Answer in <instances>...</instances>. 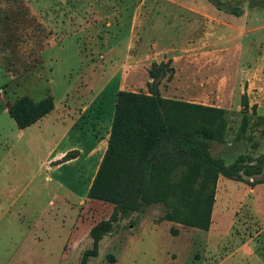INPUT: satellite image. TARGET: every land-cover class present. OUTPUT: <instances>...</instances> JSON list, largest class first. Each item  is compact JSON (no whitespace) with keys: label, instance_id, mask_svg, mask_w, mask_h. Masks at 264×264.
I'll use <instances>...</instances> for the list:
<instances>
[{"label":"rangeland","instance_id":"rangeland-1","mask_svg":"<svg viewBox=\"0 0 264 264\" xmlns=\"http://www.w3.org/2000/svg\"><path fill=\"white\" fill-rule=\"evenodd\" d=\"M213 2L0 0V264H81L93 248L90 229L114 212L110 203L88 200V192L106 152L117 93L149 95L153 64L167 70L157 86L161 97L228 113L225 142L211 144L214 156L228 165L264 157V0ZM48 95L59 115L65 104L72 107L77 139L64 138L50 120L42 127L45 146L35 141L38 127L22 136L8 107ZM55 142L76 144L69 154L77 159L48 172L41 160ZM93 144L95 160L87 158ZM259 185L264 170L242 181L220 177L209 231L163 221L169 211L163 204L120 214L89 264H264ZM77 213L69 235L62 220ZM42 217L47 233L38 226Z\"/></svg>","mask_w":264,"mask_h":264},{"label":"trees","instance_id":"trees-1","mask_svg":"<svg viewBox=\"0 0 264 264\" xmlns=\"http://www.w3.org/2000/svg\"><path fill=\"white\" fill-rule=\"evenodd\" d=\"M214 4L224 10L221 3ZM153 67L149 76L156 84L149 86V95L117 93L108 147L88 192V200L110 203L114 212L111 219L90 229L93 248L84 253L81 264L98 257L102 240L120 214L139 213L147 206L165 205L169 211L163 221L209 231L220 177L242 181L244 176L263 173L264 157L254 165L241 160L228 165L222 157L214 156L211 144L225 142L228 113L218 107L161 97L157 86L167 75L166 66ZM54 109L52 95L40 102L21 97L8 107L21 130ZM82 219L84 223L85 217Z\"/></svg>","mask_w":264,"mask_h":264},{"label":"crops","instance_id":"crops-1","mask_svg":"<svg viewBox=\"0 0 264 264\" xmlns=\"http://www.w3.org/2000/svg\"><path fill=\"white\" fill-rule=\"evenodd\" d=\"M44 54V53H43ZM63 111H62V113L64 114V115H59V110H57V108H55L54 109V111L53 112H55L56 114H55V118H54V120L52 121V119L53 118H48V117H50V114H49V116H46L45 118H43L42 120H40L38 123H36L35 125H33V126H31V127H29V128H27V129H24V130H21L22 132L21 133H23L22 134V136H25V137H29L30 135H26V131H28V130H32V129H34V128H36V127H38V133H34V138H35V141L37 142V146H42V145H44L45 146V142L44 143H42L44 140H45V138H47V136L45 135H43L42 134V127H44L46 124H43L44 122L45 123H47V121H49L50 120V122H51V126L53 125L54 127H56L57 125H60L61 126V130H60V132H63V133H65L64 134V138H66V137H68V136H70V137H73V139H77L78 138V136H79V132H78V129H75L74 127L77 125V117L76 116H73V111H72V107L71 106H67V104H65V106L63 107V109H62ZM83 110H84V112L87 110V107H83ZM52 112V113H53ZM51 113V114H52ZM65 113H67L68 115H67V117H65ZM115 113V112H114ZM57 114L59 115V116H57ZM69 116V117H68ZM114 116V115H113ZM48 125V124H47ZM52 133V132H51ZM50 133V134H51ZM54 135V134H53ZM55 141V140H54ZM61 141V140H60ZM46 146L48 147L49 146V144L47 143L46 144ZM63 146V144H60V142L58 143V142H55L54 143V145L52 146H50V150L47 152V154H46V156H45V159L44 160H41V165L44 167V168H46L47 170H48V172H56V171H58V170H60L63 166H66V165H72L75 161H76V159L77 158H75V157H70L69 159H65L66 158V156L71 152L70 150H72V149H75V148H77V145L76 144H74V145H72V146H70V147H62ZM93 147H91V149H90V152L88 153V155H87V158H89V159H92V160H95V157H96V155H99L98 154V147L99 146H96L95 147V145L93 144L92 145ZM107 147H108V145H107ZM107 150V148L104 150V151H106ZM212 152V151H211ZM104 154H105V152L103 153V155L100 157V164H101V162H102V159H103V156H104ZM43 156V155H42ZM41 156V157H42ZM223 158V157H222ZM224 160H225V158H223ZM94 164H95V161H94ZM100 166V165H99ZM99 166H98V168H97V170L99 169ZM95 171H96V169H95ZM94 178L95 177H93L92 178V182H93V180H94ZM56 183H58V182H56ZM91 185H92V183H91ZM91 185H89V188L91 187ZM60 186H62V183H60ZM262 186H264V185H259L258 187L259 188H261ZM259 188H258V190L257 191H259ZM90 190V189H89ZM252 191H255V189H253ZM72 194H74L75 195V193H72ZM52 204V203H51ZM46 214H44V216H45ZM56 217H59V215L58 214H56ZM74 217V218H73ZM79 217V214L77 213V215H75V216H72V220H71V222H72V225H71V222L70 221H68L67 219H68V217H66L65 216V218L66 219H63L62 220V222H64V223H66L67 222V224H69V229H68V234L70 235L71 234V231H72V229L74 230V229H77L76 228V226H77V223H78V218ZM53 223V222H52ZM58 223V220L57 219H54V224H57ZM53 225V224H52ZM39 228L42 230V231H45L44 233H47V229H46V227L47 228H49V226L47 225V222H46V224H45V222H44V218L42 217V219H41V222L39 223ZM50 226H51V224H50ZM59 227H61V228H63V229H66V226L65 225H62V224H59ZM51 228V227H50ZM83 232V231H82ZM81 232V233H82ZM41 235H43V234H41ZM46 236H47V234H46ZM69 240V238L67 239V241ZM252 241V240H251ZM246 245H248V243L246 244ZM245 246V245H244ZM243 249V247L242 248H240L238 251H241Z\"/></svg>","mask_w":264,"mask_h":264}]
</instances>
